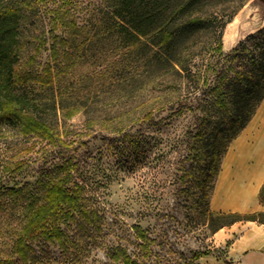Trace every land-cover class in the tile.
Instances as JSON below:
<instances>
[{"label": "rangeland", "instance_id": "obj_1", "mask_svg": "<svg viewBox=\"0 0 264 264\" xmlns=\"http://www.w3.org/2000/svg\"><path fill=\"white\" fill-rule=\"evenodd\" d=\"M111 2L33 0L31 8L24 9L22 48L15 65L21 88L39 97L63 99L65 112L55 113L50 106L55 130L51 141L0 121V257L14 256L26 203H41L56 166L71 160L82 204L98 213L99 223L89 224L80 216L61 220L63 244L36 242L25 264H120L108 257L115 247L125 249L139 264H242L229 250L255 222L237 221L214 232L207 224L209 211H238L213 206L218 176L212 185L204 160V111L210 107L205 108L204 101L195 103L207 96L217 56L203 51L195 59L200 77L191 95L196 96L192 110L159 125L129 126L128 109L141 111L143 81L149 75L143 68L142 44H130L107 30ZM232 7L220 1L211 8L217 29ZM236 27L238 13L223 27L226 54L244 39L246 31L238 34ZM215 39L206 32L183 44L198 41L207 49ZM52 43L55 58L50 55ZM262 104L264 99L259 107ZM68 111L75 113L67 117L63 113ZM198 123L203 135L189 138L188 131L196 132ZM258 192L256 202L263 210ZM133 224L151 238L147 248L140 245ZM256 224L264 232V225ZM258 248L264 251V245Z\"/></svg>", "mask_w": 264, "mask_h": 264}, {"label": "trees", "instance_id": "obj_2", "mask_svg": "<svg viewBox=\"0 0 264 264\" xmlns=\"http://www.w3.org/2000/svg\"><path fill=\"white\" fill-rule=\"evenodd\" d=\"M220 1L228 2L231 7L239 1L232 7L228 22L247 0H112L107 28L110 33L118 34L120 40L125 39L130 44L140 42L144 50L143 68L149 76L143 81L141 111L128 109L127 120L131 127L135 124L159 125L165 119L192 110L196 96L191 95L198 87L200 77L195 69V59L203 51L209 56H217L214 79L207 85V96L195 101H204V107H210L204 111V160L212 185L228 147L248 125L264 99V26L246 35L226 54L221 42L226 22L222 21L217 29V19L210 18L211 8ZM32 2L0 0V121L17 127L22 134H41L51 141L55 130L50 121V110L64 111L63 99L39 97L35 91L21 88V79L15 71L22 48L24 9L31 8ZM206 32L216 38L215 44H210L207 49L198 41L183 44L186 38H200ZM56 53L52 43L51 57L55 58ZM46 66L50 77L48 83H52L51 65ZM152 69L157 72L151 74ZM74 113L63 114L70 117ZM196 126V132L188 131L189 138L203 135L201 125ZM74 164L65 160L57 165L48 179L44 200L38 203L30 199L26 203L25 219L13 246L14 256L0 257V264H25L32 258L34 244L38 241L63 244L61 220L80 216L89 224L99 223L98 213L87 211L82 204ZM257 198L264 206V182ZM237 221L264 225V209L208 212L207 224L213 232ZM132 228L140 245L147 248L151 238L146 230L139 224H133ZM108 257L114 263L139 264L121 247L108 251Z\"/></svg>", "mask_w": 264, "mask_h": 264}, {"label": "bare ground", "instance_id": "obj_3", "mask_svg": "<svg viewBox=\"0 0 264 264\" xmlns=\"http://www.w3.org/2000/svg\"><path fill=\"white\" fill-rule=\"evenodd\" d=\"M263 178L264 104L232 141L223 157L212 200L213 206L230 210L256 207V192Z\"/></svg>", "mask_w": 264, "mask_h": 264}, {"label": "crops", "instance_id": "obj_4", "mask_svg": "<svg viewBox=\"0 0 264 264\" xmlns=\"http://www.w3.org/2000/svg\"><path fill=\"white\" fill-rule=\"evenodd\" d=\"M262 182L260 183L257 191L259 190ZM259 210H261V208L258 206L257 203L256 207L242 209V210L239 209L238 212H253ZM263 245H264V232L258 229V225L255 223L250 228H248L243 234H241L238 238H236V240L232 243V247L229 250V256L233 260H236V258L241 257L242 264L246 262L254 263V264L255 263L264 264V251L258 250L259 249L258 247H262Z\"/></svg>", "mask_w": 264, "mask_h": 264}, {"label": "water", "instance_id": "obj_5", "mask_svg": "<svg viewBox=\"0 0 264 264\" xmlns=\"http://www.w3.org/2000/svg\"><path fill=\"white\" fill-rule=\"evenodd\" d=\"M239 27L236 33L245 32V35L253 33L264 26V0H247L239 9Z\"/></svg>", "mask_w": 264, "mask_h": 264}]
</instances>
